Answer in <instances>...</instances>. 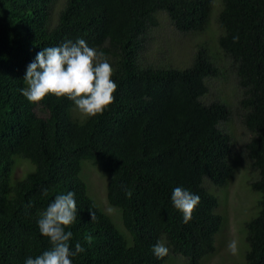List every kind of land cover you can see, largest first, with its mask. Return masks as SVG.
Returning <instances> with one entry per match:
<instances>
[{
  "label": "trees",
  "instance_id": "obj_1",
  "mask_svg": "<svg viewBox=\"0 0 264 264\" xmlns=\"http://www.w3.org/2000/svg\"><path fill=\"white\" fill-rule=\"evenodd\" d=\"M211 9L212 0H0V264H25L51 247L37 221L69 191L77 205L69 245L85 249L72 264H168L175 255L199 264L214 254L224 217L209 189L234 177L237 161L222 126L232 111L203 98L225 59L249 133L245 156L257 173L248 184L259 194L258 212L245 224L244 262L230 264H264V0H221L219 49L215 42L214 51L199 50L186 68L139 56L164 20L202 40ZM77 39L105 54L118 86L114 102L94 117L77 116L67 97L30 103L21 93L38 52ZM19 162L28 169L15 181ZM88 166L106 176V202L120 210L129 238L89 196ZM176 187L200 197L188 223L171 201ZM158 241L169 249L163 259L152 252Z\"/></svg>",
  "mask_w": 264,
  "mask_h": 264
},
{
  "label": "rangeland",
  "instance_id": "obj_2",
  "mask_svg": "<svg viewBox=\"0 0 264 264\" xmlns=\"http://www.w3.org/2000/svg\"><path fill=\"white\" fill-rule=\"evenodd\" d=\"M220 2L221 0H212V13L208 27L205 29L206 31L201 34L202 40L197 41L196 36L189 34H178L169 26L166 20L162 21L161 19L162 26L159 27L156 34L151 35L148 46L146 47L145 45L146 50L144 51L142 48L139 56L143 57L144 60H150L151 64L155 66L186 68L193 62L194 55L199 52V50L204 49L206 53H209L208 50L214 51L213 44L215 42L216 49H219L216 39H218L217 37L220 34V29L216 22V15L220 8ZM148 40L149 38L146 42H148ZM217 52L219 57L223 58V54L219 50ZM228 64L227 59H225L222 65L224 69H220L219 71L220 74H224L219 75V77H212L208 80L210 90L205 94L207 97L203 98V100L208 102L211 97H214L216 100L225 103L232 111L230 121L224 122L222 126L232 133L235 140L234 150L236 153L235 158L237 167L234 177L232 176L228 179L224 185L213 187L212 191L209 189L217 198L215 213L224 217V223L214 235V254L211 253L213 255L209 254L203 257L199 264H230L244 262V253L247 250L245 224L256 216L258 212L257 200L259 194L252 191L248 184V181L255 178L257 173L256 171L254 172L244 152V145L249 139V133L241 122L242 108L238 109V99L240 95L233 78L232 66ZM72 109L77 116L81 114L76 107ZM36 112L40 114L39 110H36ZM81 116L84 117V115ZM81 116L80 118H82ZM18 161L26 160L19 158ZM27 169L28 166L25 163L19 162L15 171L12 173V179L16 181L22 178ZM86 174L89 180L88 183L85 179L89 196L93 198L102 211L109 216L114 227L129 238L128 232L125 231L122 226L120 210L108 205L106 202L105 186L107 178L104 173L96 167L88 166ZM110 209L111 211H109ZM233 239L238 242V252L236 255L231 254L227 249L229 241ZM168 264H187V261L186 258L184 259V257L180 255H175L170 259Z\"/></svg>",
  "mask_w": 264,
  "mask_h": 264
},
{
  "label": "clouds",
  "instance_id": "obj_3",
  "mask_svg": "<svg viewBox=\"0 0 264 264\" xmlns=\"http://www.w3.org/2000/svg\"><path fill=\"white\" fill-rule=\"evenodd\" d=\"M238 40V36L233 37L234 42ZM112 75V66L102 51L89 47L84 39L69 40L37 53L35 60L27 66L23 78L26 87L21 89V93L30 103H39L48 95L67 97L82 115L94 117L102 114L115 100L118 86ZM47 194L45 189L43 195ZM131 194L127 192L128 196ZM74 197L72 191L57 195L40 213L38 228L48 238L51 247L35 258L29 257L25 264H72L70 257L85 251L79 243L75 245V251L71 250L69 241L72 232L66 231L76 220ZM171 201L183 214L184 223H188L200 203V197L176 187ZM90 216L95 221L96 215L91 209ZM227 249L236 255L238 242L235 239L229 241ZM152 252L157 259H163L169 254V249L164 242L158 241L153 245Z\"/></svg>",
  "mask_w": 264,
  "mask_h": 264
}]
</instances>
